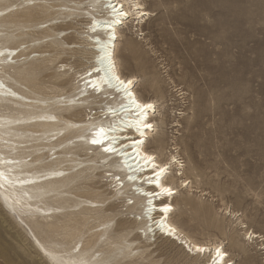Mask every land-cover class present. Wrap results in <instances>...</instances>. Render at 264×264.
<instances>
[{
	"label": "rangeland",
	"instance_id": "rangeland-1",
	"mask_svg": "<svg viewBox=\"0 0 264 264\" xmlns=\"http://www.w3.org/2000/svg\"><path fill=\"white\" fill-rule=\"evenodd\" d=\"M142 2L144 9L151 11L138 21L134 20L135 15H131L119 27L115 56L121 72L137 79L133 90L142 100H158L147 83H158L162 90L163 100L157 103L160 116L155 114L152 117L157 120V130L163 134L161 160L169 155L177 157L183 168L175 165L170 170L171 175L178 179L179 169H184L187 182L191 183L179 191L181 195L188 194L187 197L194 202L191 201L189 212L179 214L175 209L171 221L185 233H190L192 239L201 241L199 243H221L230 260L228 264H264V0ZM36 3L35 0L29 3L20 0L17 6L8 10H17L18 15L6 19L0 31L16 40L8 44L0 42V47L23 51L24 56L17 60L18 67L34 72L29 83L35 81L40 87H52L51 83H46L48 80L52 83L65 81L64 88L52 93L61 92L64 97L73 95V89L82 83L76 73L92 64L90 46L84 43L86 31L92 25L88 26V23L93 15L101 16L102 13H95L85 1L76 9L70 4L63 10L71 16H58L53 20L48 17L50 10ZM50 3L44 2L46 5ZM30 15L33 17L30 27L24 29L17 25ZM69 21L73 23L72 29L55 32V38H47L42 33L51 24ZM63 34L72 35L73 40L67 43H72L69 47L73 49L51 53L49 56H53V61L46 62L48 54H42L39 48L50 40L58 41ZM125 39H129L133 46L130 59L123 53ZM15 70L10 69L8 74L18 78ZM43 76L49 77H44L40 83ZM4 80L13 89L19 88L31 97L41 98L8 76ZM158 119H162L163 125ZM147 150H154L151 144L147 145ZM70 151L65 155L68 159L79 152V148ZM64 165L59 168L45 166L39 174ZM96 172L88 174L94 176ZM95 179L99 181L98 185L105 184L104 178ZM105 188L110 190L111 187ZM0 210V264H47L33 245L29 232L31 221L23 217L21 221L16 215L5 213L1 207ZM119 210H124L122 220L134 217L126 213L122 205ZM114 221L109 225L112 226ZM249 231L258 238L249 239ZM133 232L140 236L138 229ZM143 242L142 237L132 247ZM150 243L148 250L140 248L144 260L140 263L135 258V264H145L149 259L146 264H164L177 255L174 248L169 250L158 242L153 244L152 238ZM135 251L138 252L134 250L133 254ZM207 258L192 264H203Z\"/></svg>",
	"mask_w": 264,
	"mask_h": 264
},
{
	"label": "bare ground",
	"instance_id": "bare-ground-1",
	"mask_svg": "<svg viewBox=\"0 0 264 264\" xmlns=\"http://www.w3.org/2000/svg\"><path fill=\"white\" fill-rule=\"evenodd\" d=\"M19 1L0 0V26L6 23V19L12 16L17 17V10H8L17 6ZM26 1L29 3L34 0ZM35 1L41 8L50 10L48 17L53 20L58 16L66 18L71 16V13H63V10L69 8L70 4L76 6L71 7L72 9H76L85 1H88V4L95 9V13H102V15L89 13L93 17L88 26L92 25L86 31L84 43L90 46L92 64L83 72L76 73L79 83H82L79 86L77 84V88H72L75 92L67 97L60 95L61 92L60 94L52 93L53 90L64 88L65 81L52 83L47 79L46 83H51L52 87H40L35 81L29 83V78L34 76V72L23 71L18 67L17 60L24 56L23 51H18L17 48L0 47V53H2L0 55L1 209L5 213L31 221L29 232L33 245L47 264H135L134 262L138 260L141 263L144 258L143 252L139 250L140 248L148 250V247L152 245L151 238L153 244L158 242L161 246L168 247L169 250L174 248L177 252V255L165 260L164 264L177 262L192 264L207 256L203 264H228L230 260L227 259L228 255L224 252L221 243H199L201 241L192 239L189 236L190 233H185L181 227L171 221L173 218L171 215L175 209L179 214L191 210L192 199L187 197L188 194L181 195L179 191V188L187 187L191 182H187L188 177L184 169H179L180 178L178 179L171 175V168L180 165L175 155L166 156L165 160H161L164 150L163 134L157 130V120L152 117L155 114L160 116L157 103L163 100L162 90L158 83H145L158 96V100H142L133 90L137 79L132 75L125 76L121 72L115 56L119 27L123 26L125 20L131 15H135L134 20L137 21L142 17L133 8L126 18H119L107 7L109 3H124L128 6L129 3H135V0ZM49 1L50 4H44ZM32 18V15L25 16L17 25L26 29L30 27L29 23L33 22ZM116 18L122 19L123 22L114 24L113 21ZM72 25L70 21L54 23L42 33L47 38H55V32L62 33L72 29ZM113 32L114 39L110 36ZM28 35H30L29 31ZM14 40H16L15 37L3 35L0 31V42L8 44ZM72 40V35L63 34L58 41L50 40L40 47L39 52L48 54L46 59L44 56L46 62L53 61V56L49 55L65 52V49L72 50L73 47L69 46L73 44L67 43ZM123 53L129 59L133 54V46L129 39L124 41ZM10 69H17L14 73L18 75V78L8 74ZM7 76L41 98L31 97L29 93L19 88L13 89L5 83L4 79ZM44 77L49 76L39 79L40 83ZM121 80H131L132 84L125 86L120 83ZM90 84H96L99 91ZM107 85H109L108 88H106ZM133 100L141 104L153 105V109L147 110L146 118L136 108ZM145 119L152 124V128L142 129L146 134L141 137L137 128L145 122ZM158 121L160 125H163L162 119ZM101 126L108 133L109 138L106 144L114 146L116 149L114 152H105L102 145L91 143L93 138H99L97 130ZM140 139H143V144L132 143L133 140ZM148 144H151L154 150H147ZM75 147L79 148V152H75L69 159L66 158L65 155H68ZM145 154L152 156L156 165L166 167L161 180L164 186L172 189L171 195L157 187L154 182L155 177L152 175V164L143 163ZM77 161L79 164L76 163ZM62 165L64 166L60 169H47L48 171L43 172L44 174H39L45 166L59 168ZM78 166L81 167L78 168ZM179 167L183 168V166ZM90 171L97 172L92 176L88 174ZM97 177L105 179L103 186L98 185L99 181H94ZM176 183L179 184L176 185ZM105 186L111 187L110 190L104 189ZM150 193L153 194L150 195ZM159 198L160 201L156 202ZM119 205H122L126 209L125 212L134 217L130 220H122L124 210L118 211ZM165 207H168L169 211H163ZM101 218L103 222L100 221ZM53 220L57 221L56 224L52 223ZM112 221L115 223L113 222L114 224L110 226ZM134 229L141 232L140 236L133 232ZM249 234L252 238H258L252 232ZM141 236L144 242L138 243L133 248L132 244L141 240ZM232 241L235 242V240ZM197 247L204 248L205 251L197 252ZM217 247L221 249L223 259L216 257ZM189 248L192 251H189ZM134 250L138 252L135 251L136 253L133 254ZM172 253L174 254V251Z\"/></svg>",
	"mask_w": 264,
	"mask_h": 264
},
{
	"label": "snow or ice",
	"instance_id": "snow-or-ice-1",
	"mask_svg": "<svg viewBox=\"0 0 264 264\" xmlns=\"http://www.w3.org/2000/svg\"><path fill=\"white\" fill-rule=\"evenodd\" d=\"M97 2H98V0H97ZM107 7L110 8L112 13H115L116 17H119V18H126L132 12L133 8H135L136 13H138V15L140 17L148 15L149 12L151 11V9H148L147 11L144 10L145 6H144V3L142 2V0H135V3H129L127 8L125 7L124 3H118V4L109 3L107 5ZM119 18L114 19L113 23L114 24L122 23L123 20L119 19ZM109 27H111V25H109ZM110 36H111L112 39H114L115 38L114 32L110 33ZM0 55H2V53H0ZM117 79H119V78L117 77ZM120 83L125 85V86H127V85H131L132 81L131 80H127V81L121 80ZM90 86L93 87V88H96L97 91H99V88H98V86L96 84H90ZM129 94H130V92H129ZM133 103L136 104V108L140 110L141 114L145 118L147 116V110L148 109H153V105L150 104V103L141 104V103H139V102H137L135 100H133ZM151 128H152V124L150 122H147V120L145 119V122H143L140 125V127L137 128V131L139 132L140 136L143 137V136H145L146 133L142 129H151ZM97 132L99 134V138H93L91 140V143L94 144V145H102L103 146V151H105V152H114L116 150L115 147L114 146H109L108 144H106V140L109 137H108V133H106L104 127L101 126L97 130ZM132 143L133 144H143L144 141H143V139L133 140ZM133 151H136V149H133ZM122 154L123 155H128L127 153H122ZM135 162L139 163V161H135ZM143 163L144 164H149V163L152 164V167H153L152 175L155 177V181L154 182L156 183L157 187L161 188L162 192L171 195L172 194V189L170 187L164 186L163 183H162V180H161L162 175L166 172V167L165 166L156 165L154 163V158L152 156H150V155H147V154H145V156L143 157ZM117 179H119V177H117ZM130 179H131V177H130ZM150 182H153V181L150 180ZM151 194H153V193H150V195ZM129 203H131V201H129ZM163 211L167 212V211H169V208L165 207L163 209ZM249 239H251V234H249ZM189 251H192V249L189 248ZM196 251L197 252H204L205 249L201 248V247H197ZM215 255H216V257H218L220 259H223V253H222V251H221V249L219 247L216 248Z\"/></svg>",
	"mask_w": 264,
	"mask_h": 264
}]
</instances>
